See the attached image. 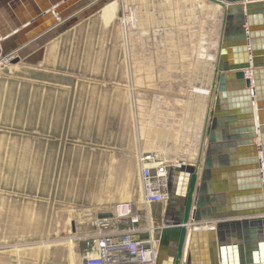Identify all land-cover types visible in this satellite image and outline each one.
Returning <instances> with one entry per match:
<instances>
[{
  "label": "rangeland",
  "instance_id": "obj_1",
  "mask_svg": "<svg viewBox=\"0 0 264 264\" xmlns=\"http://www.w3.org/2000/svg\"><path fill=\"white\" fill-rule=\"evenodd\" d=\"M207 1L118 0L115 17L97 12L40 66L0 61V264H80L95 204H129L157 235L165 206L143 203L136 158L199 156L191 134L205 124L215 59L204 37L210 52L221 28ZM73 95L112 102H62Z\"/></svg>",
  "mask_w": 264,
  "mask_h": 264
},
{
  "label": "water",
  "instance_id": "obj_2",
  "mask_svg": "<svg viewBox=\"0 0 264 264\" xmlns=\"http://www.w3.org/2000/svg\"><path fill=\"white\" fill-rule=\"evenodd\" d=\"M59 1L32 23L0 24V61L38 65L49 42L115 0ZM212 1L222 25L199 156L169 167L156 264H264V0Z\"/></svg>",
  "mask_w": 264,
  "mask_h": 264
},
{
  "label": "built area",
  "instance_id": "obj_3",
  "mask_svg": "<svg viewBox=\"0 0 264 264\" xmlns=\"http://www.w3.org/2000/svg\"><path fill=\"white\" fill-rule=\"evenodd\" d=\"M119 1L123 4L125 0ZM137 161L143 203L146 206L156 203L165 206L169 167L184 161L173 164L165 159L157 161L147 153H140ZM111 212L112 217L94 216L91 219V225L97 231L87 240L81 264H156L162 224L154 236L148 228L138 226L139 216L132 212L129 204H119Z\"/></svg>",
  "mask_w": 264,
  "mask_h": 264
},
{
  "label": "crops",
  "instance_id": "obj_4",
  "mask_svg": "<svg viewBox=\"0 0 264 264\" xmlns=\"http://www.w3.org/2000/svg\"><path fill=\"white\" fill-rule=\"evenodd\" d=\"M52 1H54V0H0V24L8 25V24L17 23V22H19V23L20 22L32 23L34 21L33 19H31L32 15H33V11L36 9H40L42 7L44 8L48 5H50V3ZM63 4H64V0H60L56 4V7H60ZM54 7L52 6L50 8V10H48V11L51 12V10H53ZM117 11H118V1L116 0V1H113L110 4L106 5L105 7H103L98 12L99 19L106 18L107 16H110V15H112V18H113L117 14ZM95 15H96V13L91 15L90 17L86 18L85 20L80 22L78 25H76L72 29L66 31L65 33H63L62 35H60L59 37H57L53 41L49 42L45 47L43 61L45 60V58L49 52L48 50H49L50 46L53 44V42H55V40H57L58 38H61L65 34H68V32H71L75 28H79V26H81L82 24L89 22V20L92 17H94ZM218 16H219L218 18L221 22L220 13L218 14ZM38 17L39 18H37V20L41 21L46 17V14H40ZM72 32H75V31H72ZM217 35H218V33H217ZM209 39H210V36H208V34L205 35V37H204L205 42L203 44H204V48H205L204 50L206 52H207L206 47H207V43H208ZM205 45H206V47H205ZM54 48H55V46L52 47V49H50L51 50L50 54H51V52L54 51ZM43 61L36 66H40L43 63ZM213 63H214V59H213ZM36 66H30V67H36ZM121 71L125 72L126 67H121ZM124 83H126V77L123 80L119 81L120 86L121 85L126 86V84H124ZM55 98H56V100L60 99V97H55ZM61 99L63 100L62 101L63 103L71 104V105H75V104H79V103L96 104L97 102H99V103H111L112 102V97H108V96H104V97L97 96L96 97L94 95L93 96H89V95H87V96H85V95L84 96H76V95H73V96H68L66 98L63 97ZM74 109H75L74 106H72L69 109V113L72 114L74 112ZM202 130H203V128H202ZM199 149H200V146H199ZM137 160H138V158H136V164H137V173H138V179H139V165H138ZM88 210H90V211H88L89 213L97 216L99 213L108 212L110 209H108L106 206H99V205L95 204L93 207H91ZM80 264H81V259H80Z\"/></svg>",
  "mask_w": 264,
  "mask_h": 264
},
{
  "label": "bare ground",
  "instance_id": "obj_5",
  "mask_svg": "<svg viewBox=\"0 0 264 264\" xmlns=\"http://www.w3.org/2000/svg\"><path fill=\"white\" fill-rule=\"evenodd\" d=\"M116 1V0H115ZM118 1V0H117ZM113 2V1H112ZM111 3V2H110ZM110 3H108V4H110ZM194 3H195V1H194ZM208 3H211L212 5H216L212 0H209L208 1ZM107 4V5H108ZM106 6V5H105ZM104 6V7H105ZM217 6H219L220 7V12H221V15H220V18L222 17V7L220 6V5H217ZM216 6V7H217ZM118 8H119V2H118ZM216 9V8H215ZM178 11V10H177ZM177 11H175V12H177ZM188 11V10H187ZM188 13V12H187ZM183 21V20H182ZM220 25H222V18H221V24ZM220 27V26H219ZM220 33V35L219 36H221V28H220V31L218 32V34ZM216 34H217V32H216ZM219 39H220V37L218 38V39H216V38H213V40L209 43V46H210V52L207 50V53H206V57L208 58V59H210L211 58V60L213 59V58H215L216 57V49L218 48V41H219ZM215 40V41H214ZM202 44V43H201ZM200 44V45H201ZM203 48H204V46H203ZM205 49V48H204ZM200 53V52H199ZM200 54H202V56H203V54H204V51H203V49H202V53H200ZM200 92H203V93H208L209 92V90L208 89H202V90H199ZM206 104V103H205ZM157 105V104H156ZM153 110V109H152ZM160 113V112H159ZM155 115V114H154ZM155 116H157V115H155ZM154 116V117H155ZM164 117H166V116H164ZM169 117H170V115H169ZM203 117V116H202ZM158 118H160V117H158ZM168 119V118H167ZM151 121V120H150ZM195 121H197V120H195ZM169 122V121H168ZM160 123V122H159ZM172 123V122H171ZM162 124H163V122H162ZM167 124V123H166ZM151 125H153L152 123H151ZM156 125H157V127H158V124L156 123ZM168 125H169V123H168ZM187 125V124H186ZM196 125V124H195ZM195 125H194V127H195ZM166 126V125H165ZM169 126H171V124L169 125ZM168 126V127H169ZM197 126H199V125H197ZM160 127V126H159ZM171 127H173V126H171ZM197 128V127H196ZM202 128V127H201ZM166 129V128H165ZM170 129H172V128H170ZM165 131V130H164ZM163 131V132H164ZM169 132V135L171 134L170 133V131H167V133ZM184 132H186V131H183V133ZM199 133H200V131L198 130V129H195V130H193V134H191L192 135V137H193V139L194 140H196V138L199 136ZM157 134V133H156ZM160 134V133H159ZM165 134V133H164ZM177 134V133H176ZM175 134V135H176ZM185 134V133H184ZM166 135V134H165ZM168 135V134H167ZM172 135V134H171ZM166 137V136H165ZM187 137V136H186ZM191 152V151H190ZM198 159V158H197ZM196 159V160H197ZM181 160H178V161H175L176 163H179ZM212 224L211 223H205V224H203V223H200V224H198V226L195 224L194 225V227H200V228H206V227H208V226H211Z\"/></svg>",
  "mask_w": 264,
  "mask_h": 264
},
{
  "label": "flooded vegetation",
  "instance_id": "obj_6",
  "mask_svg": "<svg viewBox=\"0 0 264 264\" xmlns=\"http://www.w3.org/2000/svg\"><path fill=\"white\" fill-rule=\"evenodd\" d=\"M166 205V204H165ZM164 209H165V207H164Z\"/></svg>",
  "mask_w": 264,
  "mask_h": 264
}]
</instances>
